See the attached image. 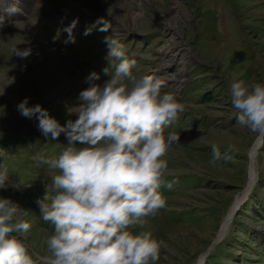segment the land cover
Masks as SVG:
<instances>
[{"label": "rangeland", "instance_id": "374dc122", "mask_svg": "<svg viewBox=\"0 0 264 264\" xmlns=\"http://www.w3.org/2000/svg\"><path fill=\"white\" fill-rule=\"evenodd\" d=\"M74 21L75 42L66 43L65 29ZM108 36L136 60L135 73L162 79V92L186 106L165 129L180 135L165 177L175 183L160 190L167 207L146 217L134 234L151 232L164 241L155 264H198L210 247L204 264H264V143L255 186L227 234L212 246L248 184L250 152L259 137L238 125L229 86L264 83V0H0V164L11 179L0 198L18 204L21 218L33 224L31 253L50 255L46 239L54 226L43 221L37 201L48 196L51 203L48 184L57 174L33 156H58L68 140L64 133L46 137L38 120L23 117L17 106L28 98L29 107L41 105L62 126L78 119L72 109L90 86L86 77L100 73L101 85L109 79L103 74L110 64ZM13 48L31 54L22 59ZM10 77L15 82L8 85ZM214 145L221 153L234 147V159L211 164Z\"/></svg>", "mask_w": 264, "mask_h": 264}, {"label": "clouds", "instance_id": "9594fccd", "mask_svg": "<svg viewBox=\"0 0 264 264\" xmlns=\"http://www.w3.org/2000/svg\"><path fill=\"white\" fill-rule=\"evenodd\" d=\"M75 25L65 29L66 43L75 42ZM108 28L105 23L101 30ZM104 43L110 64L103 74L109 79L101 85L96 83L100 73L86 77L90 86L80 92L81 103L72 109L78 119L62 126L41 105L29 107L28 98L17 106L23 117L38 120L46 137L56 140L64 133L68 144L58 156H33L39 166L57 170L48 184L54 193L51 203L46 202L48 196L37 201L43 221L54 226V234L46 239L50 255L31 253L27 241L33 224L21 218L18 204L0 198V264H37L41 259L44 264H155L160 259L164 241L151 232L132 230L167 207L160 190L175 183L165 177L168 156L180 135L165 129L186 106L174 94L162 92V79L135 73L136 60L117 39L108 36ZM13 53L23 59L31 50L13 48ZM14 82L10 77L8 85ZM229 88L238 125L264 136V83L240 81ZM235 151L230 146L221 153L214 145L210 163H228ZM10 184L8 168L0 164V189Z\"/></svg>", "mask_w": 264, "mask_h": 264}, {"label": "bare ground", "instance_id": "6f19581e", "mask_svg": "<svg viewBox=\"0 0 264 264\" xmlns=\"http://www.w3.org/2000/svg\"><path fill=\"white\" fill-rule=\"evenodd\" d=\"M171 29H174V27H170V30ZM263 143H264V140L261 139V137L259 136L257 138V141H256L254 148L250 152V165H249L250 173H249V180L247 182L248 184H247L246 188L236 197V200L234 201L231 209L229 210V214L226 216V218L222 222L220 232H219V234H218V236H217V238L214 241L212 246L217 244V242H219L222 239V237L227 234L229 226H230L231 222L234 220L235 215L237 214V210L242 205L243 201L246 199V196H249L250 191L253 189V187L256 184L255 182L257 179V176H256L257 173H256L255 165H256V159H257V155H258L257 153L261 149ZM211 248L212 247H210L206 252H204L201 255V258H200L198 264H204L205 263V261L207 259V253L209 255Z\"/></svg>", "mask_w": 264, "mask_h": 264}, {"label": "water", "instance_id": "95a60500", "mask_svg": "<svg viewBox=\"0 0 264 264\" xmlns=\"http://www.w3.org/2000/svg\"><path fill=\"white\" fill-rule=\"evenodd\" d=\"M261 139H264V136H261ZM214 241H215V240H214ZM214 241H213V242H214Z\"/></svg>", "mask_w": 264, "mask_h": 264}, {"label": "trees", "instance_id": "16d2710c", "mask_svg": "<svg viewBox=\"0 0 264 264\" xmlns=\"http://www.w3.org/2000/svg\"><path fill=\"white\" fill-rule=\"evenodd\" d=\"M2 144V143H1Z\"/></svg>", "mask_w": 264, "mask_h": 264}]
</instances>
